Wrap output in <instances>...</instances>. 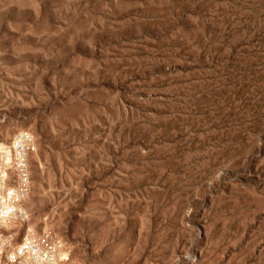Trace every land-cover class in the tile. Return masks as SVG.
I'll use <instances>...</instances> for the list:
<instances>
[{
    "label": "rangeland",
    "instance_id": "obj_1",
    "mask_svg": "<svg viewBox=\"0 0 264 264\" xmlns=\"http://www.w3.org/2000/svg\"><path fill=\"white\" fill-rule=\"evenodd\" d=\"M21 131L72 262L264 264V0H0Z\"/></svg>",
    "mask_w": 264,
    "mask_h": 264
},
{
    "label": "built area",
    "instance_id": "obj_2",
    "mask_svg": "<svg viewBox=\"0 0 264 264\" xmlns=\"http://www.w3.org/2000/svg\"><path fill=\"white\" fill-rule=\"evenodd\" d=\"M34 142L30 132L21 131L0 144V264H81L71 261L70 249L57 234L25 226L31 219L24 202Z\"/></svg>",
    "mask_w": 264,
    "mask_h": 264
}]
</instances>
